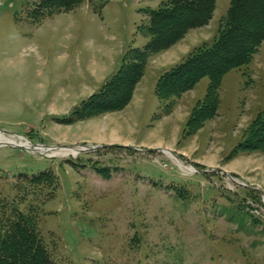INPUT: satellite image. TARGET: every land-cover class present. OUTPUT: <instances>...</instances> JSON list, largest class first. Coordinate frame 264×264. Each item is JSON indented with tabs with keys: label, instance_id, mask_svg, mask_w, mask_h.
<instances>
[{
	"label": "rangeland",
	"instance_id": "obj_1",
	"mask_svg": "<svg viewBox=\"0 0 264 264\" xmlns=\"http://www.w3.org/2000/svg\"><path fill=\"white\" fill-rule=\"evenodd\" d=\"M41 2L0 0V132L51 149L0 145V206L33 219L55 264H264V151L230 149L264 112V43L224 76L218 114L191 134L209 77L168 114L156 95L166 71L218 39L231 0L149 57L124 110L73 123L128 50L145 48L140 27L161 1L84 0L53 13ZM44 172L51 180L37 183Z\"/></svg>",
	"mask_w": 264,
	"mask_h": 264
},
{
	"label": "trees",
	"instance_id": "obj_2",
	"mask_svg": "<svg viewBox=\"0 0 264 264\" xmlns=\"http://www.w3.org/2000/svg\"><path fill=\"white\" fill-rule=\"evenodd\" d=\"M84 0H42L40 10L71 11ZM157 9L146 11L147 23L140 29L148 38L143 50L130 48L118 71L103 87L73 111L65 122L124 110L144 76L150 56L169 50L194 29L209 24L217 0H159ZM264 43V0H231L227 16L212 45L195 48L181 63L166 71L156 86L164 112H172L175 98L209 77L207 94L190 113L187 134L200 129L218 114L223 78L235 69L248 67ZM264 151V112L244 131L234 155ZM22 176V175H21ZM41 173L36 182L50 181ZM34 181V182H35ZM21 190V187H18ZM0 264H55L33 219L16 205L0 206Z\"/></svg>",
	"mask_w": 264,
	"mask_h": 264
},
{
	"label": "bare ground",
	"instance_id": "obj_3",
	"mask_svg": "<svg viewBox=\"0 0 264 264\" xmlns=\"http://www.w3.org/2000/svg\"><path fill=\"white\" fill-rule=\"evenodd\" d=\"M14 144V145H24L25 147H29L30 145H29V143H27V142H22V141H16V140H13V139H11V138H8V137H6L3 133H1L0 132V145H3V144ZM23 143V144H22ZM62 151V150H61ZM63 152V154L64 155H66V154H72V155H77L78 154V151L77 150H75V149H66L65 148V150L64 151H62ZM168 153V152H167ZM55 154H57V153H55ZM62 154V155H63Z\"/></svg>",
	"mask_w": 264,
	"mask_h": 264
},
{
	"label": "crops",
	"instance_id": "obj_4",
	"mask_svg": "<svg viewBox=\"0 0 264 264\" xmlns=\"http://www.w3.org/2000/svg\"><path fill=\"white\" fill-rule=\"evenodd\" d=\"M181 41H183V40H181ZM180 41V42H181ZM179 43V42H178ZM188 55H189V53H188ZM178 64V63H177ZM176 65V64H175ZM174 66V65H173ZM137 87H138V85H137ZM137 87H136V89H135V92L137 91ZM135 92H134V95H135ZM134 97V96H133ZM240 142V141H239ZM239 142H238V144H239ZM237 143H236V141L234 142V144L230 147V149H232L233 151L235 150V147L238 145ZM234 148V149H233ZM241 156H247V154L245 155V154H239V155H234V156H232V157H234V158H237V157H241ZM223 168V167H222ZM224 170H226V171H228V172H230L231 170H227V169H225V168H223Z\"/></svg>",
	"mask_w": 264,
	"mask_h": 264
}]
</instances>
